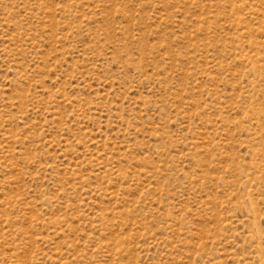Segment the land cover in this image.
Masks as SVG:
<instances>
[{
    "label": "rangeland",
    "instance_id": "rangeland-1",
    "mask_svg": "<svg viewBox=\"0 0 264 264\" xmlns=\"http://www.w3.org/2000/svg\"><path fill=\"white\" fill-rule=\"evenodd\" d=\"M0 264H264V0H0Z\"/></svg>",
    "mask_w": 264,
    "mask_h": 264
}]
</instances>
